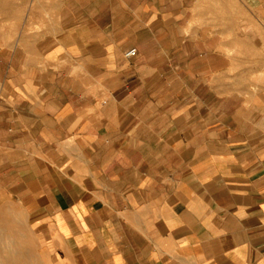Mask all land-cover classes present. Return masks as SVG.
Masks as SVG:
<instances>
[{
    "label": "crops",
    "instance_id": "1",
    "mask_svg": "<svg viewBox=\"0 0 264 264\" xmlns=\"http://www.w3.org/2000/svg\"><path fill=\"white\" fill-rule=\"evenodd\" d=\"M61 1L11 38L0 24V202L39 256L264 264V60L217 58L231 0ZM241 35L264 51L263 23Z\"/></svg>",
    "mask_w": 264,
    "mask_h": 264
},
{
    "label": "rangeland",
    "instance_id": "2",
    "mask_svg": "<svg viewBox=\"0 0 264 264\" xmlns=\"http://www.w3.org/2000/svg\"><path fill=\"white\" fill-rule=\"evenodd\" d=\"M251 1L253 2L252 4L247 3L246 0H231L232 49L225 50L223 48V35L216 37L217 58H223L222 54L232 58L231 70L234 72L241 69L240 64L246 59H248L249 63H255L256 58L259 59L260 54H262L264 60V51L261 53L254 49L256 46L254 35L250 36L251 39L249 37L248 48L251 49L245 50L244 47H247V45L244 42L240 43L241 38L244 37L241 35V31L255 34L256 31L258 32L262 28V23L264 25V22L257 15V12L264 11V2L259 5L256 0ZM61 2V0H0V24L3 23L4 26L7 19L8 37L11 38L13 34L10 33L17 31L18 28L29 27L32 23H38L41 26L47 23L46 12L48 9H53V7L59 8L62 5ZM215 10L217 14L223 17V1L215 3ZM188 17H191L190 14ZM222 19L219 20L220 22L217 20V23H223ZM185 23L182 20L179 25ZM192 24V20H189L186 26L189 27ZM170 58L174 61L180 59L179 51L173 50ZM224 66L225 62L221 59L216 67L217 71L220 72L217 73V76L222 81L224 79L222 74ZM168 69L171 70V67ZM175 69L176 67L174 66L173 70L168 73L169 78L175 77ZM251 69H255V67ZM236 78L239 80L240 75ZM234 85L235 87H240L241 84L236 82ZM237 89L239 90V88ZM0 248V264H51L47 257L39 256L37 253L35 241L27 226L25 216L15 202H8L7 204L0 202Z\"/></svg>",
    "mask_w": 264,
    "mask_h": 264
},
{
    "label": "built area",
    "instance_id": "3",
    "mask_svg": "<svg viewBox=\"0 0 264 264\" xmlns=\"http://www.w3.org/2000/svg\"><path fill=\"white\" fill-rule=\"evenodd\" d=\"M137 54H138V48L136 46H131L124 51V57L129 61L134 60Z\"/></svg>",
    "mask_w": 264,
    "mask_h": 264
},
{
    "label": "bare ground",
    "instance_id": "4",
    "mask_svg": "<svg viewBox=\"0 0 264 264\" xmlns=\"http://www.w3.org/2000/svg\"><path fill=\"white\" fill-rule=\"evenodd\" d=\"M3 235V234H2ZM11 249V248H10ZM0 250H1V248H0Z\"/></svg>",
    "mask_w": 264,
    "mask_h": 264
}]
</instances>
